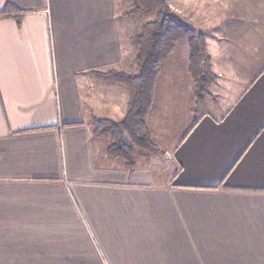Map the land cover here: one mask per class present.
Returning a JSON list of instances; mask_svg holds the SVG:
<instances>
[{
  "label": "crops",
  "instance_id": "1",
  "mask_svg": "<svg viewBox=\"0 0 264 264\" xmlns=\"http://www.w3.org/2000/svg\"><path fill=\"white\" fill-rule=\"evenodd\" d=\"M8 1L0 264H264V0H168L205 36L218 79L199 105L177 43L146 121L160 151L136 152L132 169L92 123L131 106L127 86L92 74L137 72L118 0H0V11Z\"/></svg>",
  "mask_w": 264,
  "mask_h": 264
},
{
  "label": "trees",
  "instance_id": "2",
  "mask_svg": "<svg viewBox=\"0 0 264 264\" xmlns=\"http://www.w3.org/2000/svg\"><path fill=\"white\" fill-rule=\"evenodd\" d=\"M131 8L124 15H154L145 22L141 31L132 37L136 46L137 72L128 73L117 69L94 71L93 76L102 81L127 86L132 95L129 113L123 121L98 118L93 115L95 136L108 135L111 143L107 153L125 160L129 168L136 165V150L159 152L147 127V117L153 104V86L166 60L177 43L187 40L190 48L189 73L195 84V100L205 106L212 95L218 76L213 71L205 36L190 26L169 4L168 0H130ZM8 1L0 17L10 13ZM127 133L130 140H122Z\"/></svg>",
  "mask_w": 264,
  "mask_h": 264
},
{
  "label": "rangeland",
  "instance_id": "3",
  "mask_svg": "<svg viewBox=\"0 0 264 264\" xmlns=\"http://www.w3.org/2000/svg\"><path fill=\"white\" fill-rule=\"evenodd\" d=\"M173 1H175V2L179 1V3L183 4L184 6H185V2H186V0H173ZM130 8H131V1L130 0H118V13L120 15L122 35L124 38H126V40L129 39L130 36H131V40H132V37L141 31L142 25L145 22L152 20L154 18L153 14H151V15H124ZM172 9L177 13V10H175L174 8H172ZM181 9L183 10L182 7H181ZM179 13H181V12L179 11ZM182 18L184 20H186V18L184 16H182ZM131 42H132L133 47L135 48L134 41L132 40ZM183 44H187V40L181 41L180 45L177 47V50L179 48H181L183 46ZM179 51H181V49H179ZM175 54H176V51L169 58V62L171 60L172 61L174 60V57L177 56ZM168 64L166 65L165 68H167ZM163 74H165V71ZM162 76H164V75H162ZM107 82H109V81H107ZM138 151H143V150L137 149L136 152L138 153Z\"/></svg>",
  "mask_w": 264,
  "mask_h": 264
}]
</instances>
